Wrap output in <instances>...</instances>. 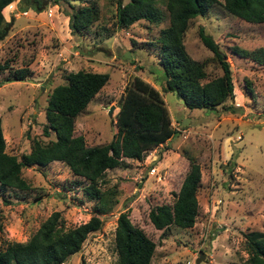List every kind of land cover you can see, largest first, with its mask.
Wrapping results in <instances>:
<instances>
[{
    "label": "rangeland",
    "instance_id": "374dc122",
    "mask_svg": "<svg viewBox=\"0 0 264 264\" xmlns=\"http://www.w3.org/2000/svg\"><path fill=\"white\" fill-rule=\"evenodd\" d=\"M216 1L203 16L188 22L183 45L190 58L203 61L211 53L199 40L198 28L217 44L231 71L233 97L225 104H231L233 112L219 107L189 110L173 92L163 91L156 50L144 46L156 38L167 19L156 26L139 20L117 28L114 0H63L67 10L69 3L97 12L87 30L73 35L56 5L35 12L13 0L3 10L4 20L10 21L0 40V129L7 154L19 159L33 140L44 143L54 138L42 133L48 94L65 82L66 73L77 70L108 75L73 121V134L81 135L85 146L103 145L114 137L118 100L135 77L160 93L170 126L177 132L142 159H124V165L106 169L96 181L99 200L88 197L83 191L88 182L60 161L24 166L20 174L27 188H0V248L7 242H25L51 212L60 214L66 228L97 215L100 229L60 264H117L115 219L126 211L131 224L154 243L150 264H196L199 252L203 256L198 264H243L244 234L263 231L264 65L234 55L229 47L247 51L264 47V26L230 15L222 0ZM23 68L24 78L11 81L13 72ZM206 72L203 84L209 92L220 86L221 71L209 64ZM189 160L200 172L192 227L154 229L148 211L171 205Z\"/></svg>",
    "mask_w": 264,
    "mask_h": 264
},
{
    "label": "trees",
    "instance_id": "16d2710c",
    "mask_svg": "<svg viewBox=\"0 0 264 264\" xmlns=\"http://www.w3.org/2000/svg\"><path fill=\"white\" fill-rule=\"evenodd\" d=\"M12 1L0 0V40L10 28V21L4 20L2 12ZM62 1L21 0L26 8L35 12H40L46 5H56L59 12L67 17V26L73 35L87 30L97 20L94 8H73L67 3V10ZM215 3L216 0H127L124 3L114 0V23L117 28H127L144 20L156 26L167 19V25L158 31L156 38L144 46L156 50L164 77L163 91L173 92L189 110L215 111L219 107L222 111L233 112L234 107L225 104L233 97L231 71L217 44L202 28H198L199 40L211 53L203 61L190 58L183 45L188 22L203 16ZM221 5L227 13L244 22L264 26V0H222ZM229 48L240 58H250L253 63L264 65V47L251 51L236 45ZM209 64L220 69L221 82L219 87L208 92L203 81ZM26 72L25 68L18 69L10 80L20 81ZM64 79L63 84L51 89L44 108L42 133L45 136L52 133L53 139L44 143L33 140L29 152L18 159L4 151L0 129V188L25 189L27 185L20 174L24 166L40 167L60 161L73 175L88 182L83 187L84 193L99 200L96 181L102 178L106 169L124 165V159H142L146 151L162 146L177 132L170 126L160 93L135 77L118 100L114 137L103 145L85 146L82 136L73 134V121L106 83L108 75L77 70L66 73ZM245 87L252 95L248 81ZM199 176L198 164L189 160L171 205H156L148 211L147 218L154 229L170 225L180 229L192 227L197 210L195 195ZM100 227L101 220L92 215L87 221L66 228L60 214L51 212L25 242H7L0 248V264H60L67 256L78 252L86 237ZM113 247L117 264H150L154 251L152 240L131 224L126 211L118 213L115 219ZM244 249L247 257L243 264H264V221L263 231L244 234Z\"/></svg>",
    "mask_w": 264,
    "mask_h": 264
},
{
    "label": "water",
    "instance_id": "95a60500",
    "mask_svg": "<svg viewBox=\"0 0 264 264\" xmlns=\"http://www.w3.org/2000/svg\"><path fill=\"white\" fill-rule=\"evenodd\" d=\"M111 110H112V106H110V108L108 109V115H110ZM201 256H203V254H202L201 252H199L198 257H197L196 260H195V263H196V264H198L199 259L201 258Z\"/></svg>",
    "mask_w": 264,
    "mask_h": 264
},
{
    "label": "built area",
    "instance_id": "2783aa9c",
    "mask_svg": "<svg viewBox=\"0 0 264 264\" xmlns=\"http://www.w3.org/2000/svg\"><path fill=\"white\" fill-rule=\"evenodd\" d=\"M149 171H150L151 173H153V172H154V167H150Z\"/></svg>",
    "mask_w": 264,
    "mask_h": 264
},
{
    "label": "crops",
    "instance_id": "0c3cea01",
    "mask_svg": "<svg viewBox=\"0 0 264 264\" xmlns=\"http://www.w3.org/2000/svg\"><path fill=\"white\" fill-rule=\"evenodd\" d=\"M203 110V109H202Z\"/></svg>",
    "mask_w": 264,
    "mask_h": 264
}]
</instances>
